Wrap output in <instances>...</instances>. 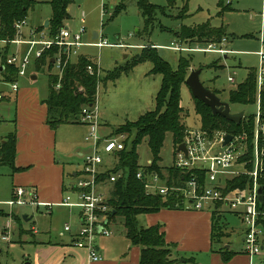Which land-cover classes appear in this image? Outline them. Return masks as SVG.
<instances>
[{
  "label": "rangeland",
  "instance_id": "obj_1",
  "mask_svg": "<svg viewBox=\"0 0 264 264\" xmlns=\"http://www.w3.org/2000/svg\"><path fill=\"white\" fill-rule=\"evenodd\" d=\"M47 1L39 0L28 11L25 20L26 25L37 26L44 24V21L48 19L47 17L51 13L50 6L46 3ZM121 1L70 0L69 8L67 9L69 16L63 21V26L68 27L71 33L79 32L83 28L82 40L84 41L89 40L93 32H97L99 35L102 34L109 43L141 44L144 47L151 44L170 46L171 43H177L178 35L176 34L181 27L194 26L209 21L211 25L224 30V37L227 40L222 46L232 50V53L226 54V57H224V54L201 51H160L159 54L164 60L168 61L172 68L176 67L179 55L190 56L191 66L195 68L193 70L201 69L200 81L205 87L216 91L222 101L227 100L230 89L235 88L238 83L244 80L249 69L254 68L257 71L259 68L257 52L260 50L261 45L258 39H260L261 13L264 14V0H176L172 7H168L167 0H147L159 8L152 22L148 23L141 16L136 0H124V11L113 18L110 17L116 12L114 8ZM219 2L222 3L221 9L218 5ZM104 4L106 5L105 10H103ZM184 5L186 6V13ZM219 11L220 14L218 16L216 14ZM81 19L84 20L83 23ZM179 39L180 41L186 40L181 36L180 32ZM191 42L193 44L190 47L206 46L205 43L196 38L189 40V43ZM74 52H72L70 58L73 62L77 61L81 54L90 56L96 63H101L102 66L108 65L111 60H116V66L111 69L105 70V68L101 67L100 69L98 67L97 74L100 78L104 77L108 72L122 70L129 63L127 61L138 54L131 48L119 49L117 47L103 50L96 47H82L78 48V50L76 49V51L74 50ZM147 64L149 63L147 62ZM32 72H36L37 76L34 82H30L28 79ZM230 76L233 78V82L228 81ZM18 84L20 91L23 90L28 95L22 105H18L17 114H15L14 100L6 104H0V115L6 121L0 123V135H4L13 129L15 117L18 120L22 119L24 122H28L31 111V106L29 105L31 97L37 94L40 101L46 98L48 71L47 69L35 71L33 64H31L30 72L28 71L25 76L21 77ZM0 87L5 89V86L1 85ZM181 105L184 108V124L190 128L199 126V118L194 113L193 99L186 85L181 86ZM145 106H149V109L154 106L151 104V97L149 101V96L147 95L143 96V102L139 104V113L142 111V107ZM230 110L232 112L243 111L245 114H255L258 111V107L255 102L250 105L230 104ZM186 115L189 116L186 117ZM85 127L87 129L86 125L62 124L55 129V157L56 161L60 160L65 166V180L67 182L70 179V177H66L67 173L83 169L82 160L76 151H84L88 148L83 139ZM116 128L117 126L109 134L107 129L103 131L99 126L98 134L101 137L113 136ZM173 149L175 147L172 143L171 134L167 133L160 151L161 160L159 164L162 167H167L171 164L174 158ZM137 153L138 161L141 164L150 157L146 140H143L137 146ZM100 155L105 162L112 163V160L107 155L103 153H100ZM11 188V170L7 165H0V264H41L42 256L40 250L43 249L44 244L37 241L61 239V236L67 233L64 230L65 225L69 226L70 234L76 233L78 231L81 209L54 206L50 212L45 207L37 208L29 204L9 206L6 202L11 198ZM67 195L72 199V197L76 196V193L70 190ZM223 211L226 210L221 208L218 212L220 221L226 219L231 230L230 236L226 238V241L230 243L232 248L240 249L242 247L243 226L230 213ZM23 216H27L29 219L24 220ZM143 218V216L138 217L139 225H143ZM110 223L114 225L112 228L114 233L116 232L117 234L122 231L125 234V228L119 217H116ZM227 228L226 226L223 230L225 236H227ZM3 234H8L10 241H2L1 236ZM102 237L101 235H95L93 239H102ZM214 247L219 249L223 247V244L220 242L214 244ZM177 259L178 261L183 260L181 257ZM189 261L191 262L187 264H200V261L195 260V258ZM262 263L264 264V261Z\"/></svg>",
  "mask_w": 264,
  "mask_h": 264
},
{
  "label": "trees",
  "instance_id": "obj_2",
  "mask_svg": "<svg viewBox=\"0 0 264 264\" xmlns=\"http://www.w3.org/2000/svg\"><path fill=\"white\" fill-rule=\"evenodd\" d=\"M176 0H167L168 7H172ZM39 0H0V37L11 40L16 35L14 25L16 22L24 20L27 13ZM70 0H49L51 13L48 21L47 35L55 37L59 30L64 27L63 21L69 16L68 6ZM139 12L146 23L152 22L153 17L159 9L147 0H136ZM221 8L222 3L219 2ZM186 13V6L184 5ZM125 4L122 0L114 10L116 12L110 17H114L124 11ZM44 28V27H43ZM42 28V29H43ZM179 32L184 39H199L203 43H218L224 37V30L213 27L209 21L192 27H181ZM10 44L6 45L1 54V62L5 65L2 71L3 79L7 82L17 78L15 67L6 64L9 54ZM59 52L57 46L44 50L35 61L36 70L47 67L48 71L53 66L52 59ZM65 57L63 56L62 60ZM129 63L122 70L108 72L104 77L98 76V66L95 62L80 56L75 63L67 62L63 68L59 81L57 75L48 76V93L45 100L47 106V125L55 129L58 125L65 123H79L76 117L81 113L83 107H93L96 103L97 85L99 82L114 81L121 73H128L133 67L140 63L151 64L150 74H159L161 82L158 91L154 96V106L135 120L128 121L124 125L115 129L113 134H126L124 148L114 154L112 168H108L99 175L100 180L108 179L110 173L121 172V176L111 184L109 188L108 204L111 213L110 219L119 217L125 228V237L132 245L140 248L139 264H174L173 246L165 241L164 234L159 224L144 227L139 225L137 216L140 214L154 213L160 209H181L182 199L177 195L161 196L159 194L149 195L145 193L144 185L136 177L140 169L138 161L137 146L146 140L151 166L148 170L157 172L161 178H166L167 184H181L193 173L200 176V186L204 184V173L196 170L185 171L172 164L162 167L160 151L163 147L166 134L170 133L172 143L176 148L184 138L186 125L183 122L184 108L181 105V86L185 84V79L189 74L191 57L180 55L177 66L172 68L158 53L157 48L151 45L145 46L134 55ZM87 66L93 68V73H89ZM256 73L254 68L249 69L244 80L238 83L235 88L228 91L227 102L229 104L250 105L255 102L256 97ZM60 82V87L55 88ZM214 91V90H213ZM216 94L217 92L214 91ZM194 113L198 116L201 129L209 134L224 131L231 135H245L248 152L244 160H249L252 151V138L254 135V114H245L241 121L236 124L219 114H213L210 108L200 100L192 96ZM260 123L264 125V89L260 94ZM259 137H264V131ZM16 137L11 132L6 135L5 140L0 142V165L9 166L12 171H17L14 167ZM252 164H247V169H251ZM166 175V176H165ZM249 182L248 176L241 175L230 179L227 188L245 187ZM264 185V184H263ZM225 222L219 220L216 211L212 213L211 241L213 250L217 249L214 244L220 243L225 237L223 230ZM223 262H227L235 252L226 249L224 246L217 249ZM191 260V259H190Z\"/></svg>",
  "mask_w": 264,
  "mask_h": 264
},
{
  "label": "built area",
  "instance_id": "obj_3",
  "mask_svg": "<svg viewBox=\"0 0 264 264\" xmlns=\"http://www.w3.org/2000/svg\"><path fill=\"white\" fill-rule=\"evenodd\" d=\"M106 5H103L105 10ZM25 25V20L16 22L14 25L16 35L13 39L7 40L0 37V67L5 68L1 62V54L6 45H25L26 51L21 54L14 52L7 56L6 64L13 66L17 70V77L24 76L29 70L30 64L34 59L41 56L44 50L57 46L59 56L55 59L59 69V81L62 76L63 68L71 54V50L80 47L82 43L83 28L79 32L71 33L68 28L59 30L55 37L50 38L43 31L32 33L31 38L23 39L19 36L21 27ZM260 50L259 68L256 74V97L258 111L254 114V135L252 138L251 158L244 160L248 152L245 135H231V140L224 145L225 132H215L209 134L201 129L200 125L196 128H188L184 131V138L181 143L185 146V152L174 149V158L171 164L179 169L190 171L196 170L204 173V184L200 186V176L193 173L181 184H167L166 178H161L157 172H151L148 167L151 166V158H147L144 163H140V169L136 177L143 182L145 193L149 195L159 194L163 197L177 195L182 199V208L200 211L211 208L213 211H219L225 208L229 211L238 213L241 216L244 226V239L242 252L248 256L249 264H263L262 260L254 262V258L264 257V189L263 201L260 202L257 195V189L260 186L264 188V137H259L260 132L264 131V125L260 123V94L264 89V20L259 32ZM224 41V39L222 40ZM96 47L111 46L105 39L90 44ZM189 51L214 52L218 54H227L222 43L218 45L208 43L205 47L190 48ZM63 56L65 57L62 60ZM89 73H92V67L87 66ZM228 81L233 82L232 77ZM5 85L8 91H0V101L8 93L18 91V82L0 81ZM60 87V82L55 86ZM77 119L88 127L84 141L89 144L90 150L83 156V169L76 175V181L73 185L77 190L78 202H71L70 196H66L59 204L64 206H75L81 209L78 231L73 236L75 246L84 248L88 251V262H98L100 255L95 248V239L93 236H110L111 208L108 204L109 192L104 193L101 185L107 183L111 186L120 176L121 172L110 173L108 179L100 180L99 175L103 174L108 168L113 167L114 154L124 148V141L127 136L124 133L114 134L113 136L101 137L98 134L100 126L97 110L93 107H83ZM180 143V144H181ZM178 146V145H177ZM100 153L111 157L112 163L107 169H103L105 161ZM186 153V154H185ZM252 164L251 169H247V164ZM241 175L248 176L249 182L245 187H235L228 189L227 182L230 179ZM166 176V175H165ZM7 205H45L39 202L36 197V191L28 187H15L13 189V198L6 202ZM98 228H101L98 231ZM64 229L69 231V226ZM2 241H9L8 234L1 236Z\"/></svg>",
  "mask_w": 264,
  "mask_h": 264
},
{
  "label": "crops",
  "instance_id": "obj_4",
  "mask_svg": "<svg viewBox=\"0 0 264 264\" xmlns=\"http://www.w3.org/2000/svg\"><path fill=\"white\" fill-rule=\"evenodd\" d=\"M48 1L46 3H48ZM220 11L216 15L219 16ZM26 18L24 20H26ZM47 18L48 19L45 20L44 24L42 25H37V26H28L26 24L23 25L20 29L19 36L23 39H28L31 38L32 33L34 32L43 31L45 33L49 25L48 24L47 26H45V24L46 22L49 21L50 16ZM263 20H264V14L261 13V26ZM81 22L83 23L84 20L81 19ZM212 26L215 28H219L214 25ZM42 27L44 28L42 29ZM100 37L101 39L102 38L105 39L102 36V34L99 35L97 32H93L89 40L86 41L82 40V43L84 44L81 45L80 47L72 49L71 54L72 52H74V50L75 51L76 49L78 50V48L80 49L82 47H96L90 44L94 42H98L100 40ZM223 39L224 41H222ZM189 40L191 39L180 41L178 37L177 43H171L170 46L157 45V44H151V46L157 48L158 53H160V51L188 52L189 50L187 49L190 48H201L199 46L190 47V45H192L193 43L192 42L189 43ZM226 40L227 38L223 37L220 42L214 44L219 46V44L222 43V45H224V42H226ZM209 43H213V42H209ZM109 44H115V45L102 46L96 48H99L101 50L111 47H117L119 49L131 48L133 51L135 50V53H139V51H141V49L145 47V46L143 47L141 44L125 45L124 43L121 42L109 43ZM9 47L10 49L8 55L14 52L23 54L27 49L25 45H19V46L9 45ZM224 48L230 51V53H232V50L227 49L226 47ZM71 54L67 62L75 63L76 61L73 62L70 59ZM58 56H59V52L52 59L51 62L53 66L49 71L46 66L42 68V70L47 69L48 76L49 74H54L57 75V77H59V69L55 62V59H57ZM80 56H85L86 58L95 62L90 56L83 54H81ZM224 57H226V54H224ZM35 61L36 59H34L31 62V64H33V69L35 71H40V70H36ZM146 63L147 62L136 65L128 73L122 74L118 79L114 81L99 82L97 86L95 108L97 110V115L101 130L104 131V129H107L108 133L110 134L114 129V127L116 126L118 127L126 123L127 121H131V122L135 121L139 117V115L152 109V108L149 109L150 105L145 106L142 107L143 109L139 113V104L143 102L144 95L149 96V101L151 97V104L152 106L154 105V96L158 91L161 82V76L159 74L149 73V70L151 69V64L149 63L146 65ZM31 64L28 70L29 72L31 70ZM116 64H117L116 60L114 61L111 60L108 65H103V66L101 65V63H96V65L100 69L102 67L105 68V70L113 68L114 66H116ZM140 66L141 68H139ZM140 69H142V71H140ZM191 69H195V68L190 66L189 70ZM2 71H3V67H0V81L4 80L3 75L1 74ZM21 77L23 76H18L16 78V81L18 82ZM28 79L30 82H34L37 79L36 72H32ZM1 85L5 86L0 83V86ZM0 91L6 93L8 89H6V86L5 89L4 88L2 89L0 87ZM47 93H48V84H47ZM27 95L28 94H26L23 90L20 91L18 84V91L16 93H8L7 96L0 101V104H6L14 100L15 114H17L18 105H22V103L26 100ZM45 100L46 98L40 101L37 94L32 96L31 99L29 100L31 111L29 113V119L27 120L28 122L26 123L22 119L18 120L15 117V120H13L14 121L13 129L11 131H8L4 135H0V142L5 140L7 134L11 132L15 133L16 145H15L14 167L17 168V171L13 172L12 169L9 167L12 175V188H11L10 200L13 198V189L15 187L21 186V187L32 188L36 191L37 200L45 204L38 206L37 208L45 207L47 210L49 209L51 212V209L54 206L63 207V208L75 207V206L60 205L59 203L67 196V194H69L70 190L76 193V196L73 195L74 197H72L71 202L73 203L78 202L77 190L76 188L73 187V185L76 181V175L78 174L79 171L67 173L66 177L67 178L70 177V179L68 182L65 180V166L63 165V163H61L60 160L56 161V157H55V142H54L55 129L60 125H58L55 129H52L47 125V106L45 104ZM188 116L189 115H186V117ZM2 122H6V121L4 117L0 115V123ZM65 124H72V125L77 124L80 126L85 125L81 122L65 123ZM84 130L86 135L88 131V127L87 129L85 127ZM103 131L102 133L106 135V133ZM87 145L88 148L86 150L76 151L77 155L81 158L82 162H83L84 154H86L90 150L89 144ZM172 152L174 157V149ZM108 157L111 159L110 156ZM110 166H111L110 163L105 162L103 169L106 170L107 167ZM109 188L110 185L107 183H103L101 185V190L104 193L108 194ZM224 210L226 211L223 212L230 213L243 226L241 216L238 213L229 211L225 208ZM213 212L214 211L211 208L202 209L200 211H194L184 208L160 209L159 211L154 213L138 215L137 221H138V217L143 216L144 223H142L143 225L141 226L148 227L156 224H159L161 226V231L164 234L165 241L173 246L172 256L173 259L175 260L174 264H187L190 263L191 261L189 260L193 258H195V260L197 259L198 261H200V264H249L250 260L248 256L242 252V247L240 249H234L232 248L230 243L226 241V238L230 236V231H231L229 229V225L226 219H224L222 222H225L226 226L228 227L227 236L221 239V243L226 249L235 252V254L231 257L229 261L223 262L221 259V255L217 252V249L213 250V243L211 241ZM218 212L219 211H216L217 217H219L220 220V215L218 214ZM113 226L114 225L111 224L109 225V229L111 230L110 236L107 237L103 236L102 239L101 238L95 239V248L97 250V253L101 257L100 261L88 262L87 261L88 251L84 248H79L75 246L73 242V236L75 233L70 234V230L66 231L64 229L67 233L68 232L69 233L68 234L65 233L64 235H62L61 239H55L54 241H51L50 239L47 241H37L38 243L44 244V247H42L43 249L40 250V254L42 256L41 264H139L140 248L136 245H132L130 241L125 237V234L122 231L117 234L116 232L114 233L112 231ZM243 239H244V226H243V234L241 237L242 246H243ZM178 257L179 258L181 257V259L183 260L178 261L177 259ZM258 260L264 261V257L254 258L253 261L257 262Z\"/></svg>",
  "mask_w": 264,
  "mask_h": 264
},
{
  "label": "water",
  "instance_id": "obj_5",
  "mask_svg": "<svg viewBox=\"0 0 264 264\" xmlns=\"http://www.w3.org/2000/svg\"><path fill=\"white\" fill-rule=\"evenodd\" d=\"M48 25V22H46L45 26ZM2 69V68H1ZM201 73V69L193 70L191 69L188 76L185 79V85L188 87L191 95L197 99L203 102L205 105H207L211 112L213 114H219L226 118L227 120L234 122L238 124L241 119L244 117V112H232L230 110V104L227 101H222L218 95L210 90L209 88L205 87L203 83L199 79V75ZM232 136L230 134H227L224 138V145L227 144L231 140ZM178 150H182L185 152V146L183 143L179 144L177 146ZM186 154V153H185ZM263 186H260L257 189V195L260 202L263 201ZM24 220H27L28 218L26 216H23ZM101 228H98V231H100Z\"/></svg>",
  "mask_w": 264,
  "mask_h": 264
}]
</instances>
